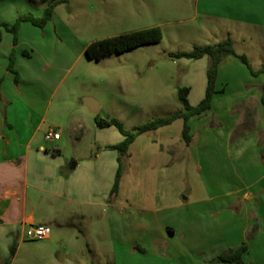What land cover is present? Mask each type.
Wrapping results in <instances>:
<instances>
[{"label":"crops","instance_id":"0c3cea01","mask_svg":"<svg viewBox=\"0 0 264 264\" xmlns=\"http://www.w3.org/2000/svg\"><path fill=\"white\" fill-rule=\"evenodd\" d=\"M195 12V17L204 20L200 33L215 34L220 40L217 43L230 38L236 53L239 46L247 45L255 38L257 44L254 47L260 54L257 65L254 66L249 53L245 55L255 70L264 63V0H197ZM26 24L30 23L20 27L16 41L12 34L3 32L0 43V79L3 80L0 99V263L9 259L10 247L15 241L18 243L23 239L29 226L55 225L61 228L65 225L76 226L79 221H84L86 214L81 212V207L101 205L95 201L99 187L91 185V182L97 184L102 179L103 168H108L109 174L115 172V177L118 169L115 150H110L114 152L107 160L97 155L90 167L80 169L83 164L81 160L72 165L61 160L60 150L55 149L50 153V149L42 144V128L48 123V115L54 104L55 96L52 97V94L60 88L63 59H70L71 51L64 49L66 43L63 34L56 32L47 42V32L38 27L29 28ZM12 58L14 65L10 72L8 68ZM241 64L234 56L222 62L216 82L219 93L212 100L214 112H238L234 116L231 113L233 118L228 122L223 120L224 116L212 112L215 119L211 123L203 120L202 129L195 137L191 134L192 129L190 131L192 142L201 150L198 151L200 164L203 156L207 159L202 170H207L208 180L196 181L197 195H203L201 201L184 203L171 199L160 207L150 208L133 198L132 206L120 204L130 179L132 185L137 187L147 180L145 171L163 170L171 165L176 168L185 163L183 152L186 150H181L180 146L183 120L174 121L170 126L156 131L157 134L163 133L167 141L164 144L160 142L161 149L158 141L149 133L138 137L129 149L130 168L124 169L118 195L113 197L115 204L106 203V206L111 207L115 218L123 220L132 216L134 225L140 221L146 225L143 239L132 244V253H139L136 249L141 248L139 250L143 252L139 254L148 256L152 248L159 250L160 256L166 257L163 248L170 246L176 237L184 238L187 234L194 238L200 229L197 223L200 215L180 211L203 204L210 223L204 232L206 235L214 234L218 239L214 241L215 248L210 251L212 257L208 259L212 261L241 247V244L231 242L229 238H232L231 231L236 229L235 224H243V230L237 227L236 240L241 235L242 239L245 238L249 231H256V237L249 242L243 257L245 264H264V74L254 77ZM231 91L233 97L226 99ZM81 108L84 110L88 107L82 104ZM239 111L244 112V119H241ZM173 126L176 127L175 131L180 130V136L167 135L172 134ZM242 127L243 134L235 139L236 131ZM246 128L256 129L252 132ZM50 131L53 130L47 133ZM61 139L60 136L56 142ZM177 145L181 158L173 161L171 153H174L172 150ZM219 145L226 151L221 152ZM112 146L104 147L103 151ZM206 146H210V151ZM217 158L222 160V165L213 162ZM231 166L234 167L235 178L228 170ZM246 175L249 179L247 182L244 181ZM136 210L140 211L137 217L134 216ZM151 219L158 227L156 232L148 229ZM139 244L143 247H139ZM172 249L175 252L176 246ZM132 253V257L139 255ZM251 257L257 258L259 263L251 262ZM208 259H201V263L210 264ZM114 261L116 264V257Z\"/></svg>","mask_w":264,"mask_h":264},{"label":"rangeland","instance_id":"374dc122","mask_svg":"<svg viewBox=\"0 0 264 264\" xmlns=\"http://www.w3.org/2000/svg\"><path fill=\"white\" fill-rule=\"evenodd\" d=\"M45 1L0 0V21L14 25L20 16L31 14L34 17H42L43 12L53 0ZM196 1L69 0L67 4L56 7L53 20L43 28L47 32L46 40L48 42L56 32L63 34L65 36L63 40L66 43L64 49L70 50L71 54L70 59L65 57L63 59L60 88L52 94V97L55 96L54 104L48 115V123L42 128L40 139L42 144L50 149V153L55 149L60 150L61 160L72 165L81 160L83 164L80 169L90 167L95 161V156L100 155L102 160H107L106 158L113 154L111 152L114 151H110L112 149L103 151L104 147L116 146L123 141L116 127L98 128L95 122L96 115L101 119L116 118L126 130L131 131L153 120L167 118L174 112L182 111L183 106L178 97L179 88L191 89L188 100L192 106L197 107L201 103L207 90L209 57L196 61L177 59L172 56L175 53L191 52L195 46L205 47L220 41L215 34L200 33L204 20L199 16L195 17ZM211 22L218 24L216 21ZM26 26L37 28L31 24ZM156 26L163 31V40L159 44L146 45L122 55H112L100 62L89 60L84 54L87 47L97 40ZM254 44H257L255 38L249 44L239 46L237 53L241 55L249 53L256 66L258 59L260 60V54ZM242 67L248 69L246 66L242 65ZM218 88L216 83V89ZM231 93L232 91L227 94L226 99L233 97ZM86 98L96 100L100 108L101 106L103 108L96 114L88 111L89 108L80 110ZM212 112L214 111L211 110L202 117L191 118L189 124L193 137L202 129L203 120L211 123L212 119H215ZM237 112L230 111L224 114L217 110L214 113L224 116L223 120L227 121ZM239 112L241 119H244V112ZM175 129L176 127L173 126L172 134L167 135L180 136V130L175 131ZM246 129L253 132L256 128ZM49 130L56 131L61 136V141H46L45 134ZM243 130L244 127L236 131L235 139L243 134ZM149 134L158 141L159 149H161L160 142L163 144L167 142L163 133L157 134L153 131ZM180 146L181 150L183 148L186 150L183 152L185 156L183 165L176 168L171 165L163 170L145 171L148 174L147 180L137 187L132 185V179H130L124 188L120 204L132 206L133 198L150 208L160 207L171 199L184 203L201 201L203 195H197L196 181L207 182V170H202L207 159L202 157L201 166L198 153L201 150L194 141L190 146H186L182 140ZM178 147L177 145L176 149L172 150L173 161L181 158ZM206 148L210 151V146ZM220 150L226 151L221 146ZM221 161L218 158L213 160L218 166L222 165ZM126 162V169H128L131 165L129 155ZM104 165L107 167L106 163ZM236 165L239 166V164ZM133 167L135 169V166ZM245 168L243 163V169ZM233 169L232 166L228 168L232 178H235ZM102 171H104L102 179L97 184L91 182V185L99 187L96 190L95 201L101 205L81 207V212L86 214V219L79 221L80 223L78 222L76 226L65 225L58 228L50 225L52 235L50 240L35 241L24 236L20 242L15 241L14 256L11 253L12 246L9 249L11 264H115L114 257L117 258L116 264H143L145 261H148V264H202L201 259L212 257L210 251L215 248L213 244L218 239H215L216 235L210 233L206 235V231L204 232V229L207 230L206 227H210V223L203 204L189 206L180 211L184 214L200 215L197 221L200 229L194 238L188 237L187 234L184 238L176 237L170 246L163 248L166 257L160 256L161 252L152 248L148 256L139 254L143 252L139 250L141 248L136 249L139 253H132V244L136 240L143 239L146 225H143L141 221L134 225L132 216L123 220L114 217V211L106 206V203L115 204L110 196L115 172L109 174L108 168H103ZM244 181H249L247 175ZM136 211L135 217L140 214L139 210ZM150 221L148 229L156 232L158 227L153 219ZM235 225L236 229L231 231L232 238L229 239L231 242L235 241L241 246L248 247L249 242L251 243L256 237V231H249L245 238L242 239L241 235L240 239L236 240L237 227L240 231L244 227L243 224ZM174 245L175 252L172 249ZM139 247L143 246L139 244ZM131 253L139 255L132 257ZM129 256L130 259H128ZM208 260L210 264H213V260ZM250 261L259 263V260L254 257H251Z\"/></svg>","mask_w":264,"mask_h":264},{"label":"trees","instance_id":"16d2710c","mask_svg":"<svg viewBox=\"0 0 264 264\" xmlns=\"http://www.w3.org/2000/svg\"><path fill=\"white\" fill-rule=\"evenodd\" d=\"M46 0L45 2H48ZM69 0H53L49 3L46 10L43 12L42 17H34L31 14L20 16L17 22L9 26L7 24L0 23V43L2 42L3 32L10 33L14 36L15 41L17 40L18 31L20 27L24 23H30L33 26L40 27V29L45 28L48 23H50L53 19L54 11L58 5L67 4ZM163 31L159 27H152L141 31H134L131 33L123 34L120 36H114L110 38H106L100 41H95L91 43L87 50L85 51V56L89 60L102 61L112 55H122L126 52H130L134 49H138L140 47L150 45V44H159L163 40ZM173 57L177 59H189V60H201L205 57H209L210 63L208 67L207 73V90L205 93L204 99L201 103L194 107L190 104L188 100L189 92H191L190 88H179L178 97L180 102L182 103L183 110L179 112H174L171 116L163 119L153 120L143 126L138 128H134V130L128 131L125 129L124 125L116 120V118L108 117L107 119H101L98 115L95 117V122L98 128L105 129L109 127H116V130L123 137V141L119 145H114L111 147L112 150L118 154V169L116 171V177L114 181L113 188H111L110 196L111 198H115L118 195L119 188L121 185V180L123 176L124 169H126V159L128 157V151L131 148L134 141L137 140L138 137L160 130L164 127L170 126L174 121L179 119L183 120L184 128L182 131V139L187 146H190L192 143V136L190 134L191 126L189 121L191 118L202 117L212 110V100L213 97L219 92L216 89L217 75L219 73V68L222 62L229 56H234L238 59L243 65H245L251 72V75L254 77H258L259 75L264 74V63L258 70H255L249 59L245 54L237 55L235 51V46L233 41L230 38L218 43L211 44L205 47H194L191 52L188 53H179L173 54ZM14 65L13 58L10 62V67L8 70L12 72V68ZM3 85V80L0 79V99H1V88ZM264 90V88H263ZM264 102V96H263ZM59 153V151H56ZM55 152V153H56ZM254 232V231H253ZM247 245H242L238 249H234L229 251L227 254L218 257L212 261L215 263H229V264H245L243 257L247 252ZM11 253L14 256L16 253V244L12 245ZM12 260L8 259L0 264H11Z\"/></svg>","mask_w":264,"mask_h":264},{"label":"built area","instance_id":"2783aa9c","mask_svg":"<svg viewBox=\"0 0 264 264\" xmlns=\"http://www.w3.org/2000/svg\"><path fill=\"white\" fill-rule=\"evenodd\" d=\"M46 141H59L60 135L54 131H50L45 136ZM25 236L28 239H32L35 241L47 240L51 236V229L45 225H31L25 231Z\"/></svg>","mask_w":264,"mask_h":264},{"label":"water","instance_id":"95a60500","mask_svg":"<svg viewBox=\"0 0 264 264\" xmlns=\"http://www.w3.org/2000/svg\"><path fill=\"white\" fill-rule=\"evenodd\" d=\"M84 105L86 107H88L89 108V111L92 112L93 114L98 113V110L100 109V106L97 103V101L94 100V99H91V98H86L84 100Z\"/></svg>","mask_w":264,"mask_h":264}]
</instances>
